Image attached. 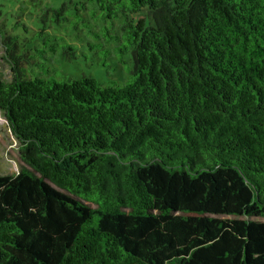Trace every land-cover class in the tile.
<instances>
[{
    "label": "trees",
    "instance_id": "1",
    "mask_svg": "<svg viewBox=\"0 0 264 264\" xmlns=\"http://www.w3.org/2000/svg\"><path fill=\"white\" fill-rule=\"evenodd\" d=\"M85 1L120 80L52 74L49 39L0 31L23 164L0 176V264H264V0Z\"/></svg>",
    "mask_w": 264,
    "mask_h": 264
},
{
    "label": "rangeland",
    "instance_id": "2",
    "mask_svg": "<svg viewBox=\"0 0 264 264\" xmlns=\"http://www.w3.org/2000/svg\"><path fill=\"white\" fill-rule=\"evenodd\" d=\"M63 7V10L58 14ZM92 4L85 0H0V31L9 36L16 35L20 42L36 49L44 47L41 37L49 39L44 48V58L50 72L59 73L73 79L81 76L91 77L105 85L111 78L120 80L126 66L119 68L108 59L104 65L97 53L89 50L87 28L82 21L76 23L79 16L92 26L102 25L100 14ZM105 26H109V21ZM104 25V24H103ZM118 33V27L113 25ZM3 32V33H4ZM42 32V35L39 33ZM54 53L50 47L54 46ZM69 45L76 48L62 53L60 46ZM123 69V70H122ZM10 70L4 61L3 47L0 39V82L10 80ZM23 166L18 155V143L8 129L6 119L0 111V176L15 175Z\"/></svg>",
    "mask_w": 264,
    "mask_h": 264
}]
</instances>
